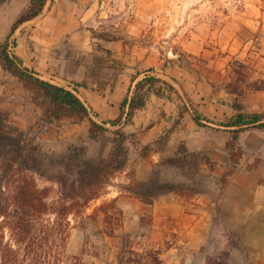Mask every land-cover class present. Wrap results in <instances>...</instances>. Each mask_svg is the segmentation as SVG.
<instances>
[{"label": "rangeland", "instance_id": "1", "mask_svg": "<svg viewBox=\"0 0 264 264\" xmlns=\"http://www.w3.org/2000/svg\"><path fill=\"white\" fill-rule=\"evenodd\" d=\"M4 1H10L14 11L28 0ZM62 2L47 0L44 12L53 9L51 15L57 14L53 23H59L55 35L59 42L85 46L84 52L91 54L87 66L91 79L77 83L55 80L74 88L83 99L88 96L92 103L100 102V106H90L98 114L93 116L98 122L118 116L119 102L133 84L132 78L137 73L138 78L143 76L148 68L181 87L197 110L216 123L235 113L230 105L232 95L225 89L232 79L234 59L249 66L252 79L264 78V0H69L75 23L81 24L73 32L67 31L71 22L61 17ZM18 82L16 77L10 79L12 93ZM240 84L243 86V82ZM23 90L22 108L0 109L8 112L10 124L25 132L31 154L46 155L47 163L73 152L98 163L105 160L114 126L107 123V130L91 139L86 119L80 123L67 119L45 123L40 119L41 109ZM260 94L264 99V91ZM163 98L173 102L174 113L164 111L155 98L138 113L136 121L125 126L126 163L112 172L100 197L88 203L85 213L112 199L115 191L150 201L162 192H173L167 191L165 184L178 185L179 190L173 193L191 210L199 207L201 193L209 191L208 199L220 202L215 213L223 217L215 218L208 232L200 234H205V239L197 238V246L183 251L189 263L179 264H263L259 255L264 253V131L251 128L241 132L238 144L243 153L233 162L225 146L230 139L226 129L211 123L197 125L174 93L172 99ZM247 100L246 110L259 108L258 95ZM261 110L264 108L254 111ZM172 130H178L173 139L169 138ZM83 147L85 152L81 154ZM71 164L68 167L73 168ZM230 180L233 183L228 188ZM37 183L51 186L49 197L55 196L52 182L37 174ZM108 210L120 220V226L115 220L110 225L114 227L112 235L103 232L108 225L101 210L96 211V223L85 229L76 226L70 216L65 254H80L84 248L81 264H117L121 235L127 234L134 249L157 250L161 258V250L146 247L140 234L124 231L121 209L120 213Z\"/></svg>", "mask_w": 264, "mask_h": 264}, {"label": "trees", "instance_id": "2", "mask_svg": "<svg viewBox=\"0 0 264 264\" xmlns=\"http://www.w3.org/2000/svg\"><path fill=\"white\" fill-rule=\"evenodd\" d=\"M3 1L0 0V3ZM46 3L47 0H29L27 6L16 15L9 33L0 42V66L22 84L32 103L41 109L42 121L50 124L67 119L80 123L86 119L87 133L91 139H97L103 134L109 123L114 126L111 147L101 163L92 158H79L77 152L49 159L47 163L46 155L30 153L26 146L25 132L10 124L8 112L0 109V264H81L84 248L80 254H65L68 230L71 227L70 216L76 221V226L85 229L96 223V211L101 210L104 213L103 221L108 225V230L103 232L112 235L114 227L110 225L113 221L120 226L119 218L108 213V209L121 212L115 205V198L102 201L90 213H85V210L91 200L100 197L112 172L125 165V126L132 123L135 112L144 108L152 95L172 99L174 93L184 109L189 110L197 125L211 123L226 129L230 139L225 142V146L233 162L243 153L238 144L239 134L251 128L264 131V110H246L240 99L248 92L264 91V78L252 79L249 66L238 59L233 60L232 79L225 85L226 91L232 95L230 105L235 113L225 121L216 123L202 115L181 87L156 74L153 68H148L143 71V76L138 78L140 73H137L132 78L133 84L119 102L118 116L112 119L100 118L98 122L93 118L98 117V114L81 99L74 88L40 77L11 49L14 41L10 37L15 29L41 13ZM84 152L85 147L80 153ZM202 157L207 159V156ZM70 163L73 168L68 167ZM37 174L55 186L56 194L53 198L49 197L51 186H40ZM165 187L167 191L179 190L178 185L169 183ZM116 261L117 264H165L157 250L134 249L127 234L121 235Z\"/></svg>", "mask_w": 264, "mask_h": 264}, {"label": "crops", "instance_id": "3", "mask_svg": "<svg viewBox=\"0 0 264 264\" xmlns=\"http://www.w3.org/2000/svg\"><path fill=\"white\" fill-rule=\"evenodd\" d=\"M61 1H63L61 17L71 22V25L67 26V31H76L78 25L81 26V24L79 22L75 23L74 10L70 6L69 0ZM28 3L29 0L18 6L14 11L12 9L14 5L10 1H4L0 4V41L7 36L14 18ZM44 8L36 17L23 22L15 29L10 37L14 41V45L11 47L12 51L22 59L26 66L38 72L40 77L54 83L57 82L55 79L75 83L82 80L88 81V79H91L87 74V66L92 59L91 54L88 55L84 52L85 46H79L71 42L68 44L59 42L58 37L55 36L58 34V28L56 27L59 26L57 25L59 23H53V20L58 19L57 14L51 15L53 9L44 12ZM53 27L56 28V31ZM0 78V108L8 110L22 108L21 94L24 93L22 85L18 82L15 85V93H12L8 85L10 79L15 78V76L9 75L1 66ZM64 86L71 88L65 84ZM260 93L261 91L245 94L241 97L245 105L248 104L247 99L250 96L258 95L261 98L259 108L253 106L252 111L264 108V99L260 96ZM77 94L83 99L79 93ZM84 98L83 100L89 106L101 105L100 102L98 104L92 103L88 96H84ZM105 98V96H102V101H105ZM155 98L164 111L174 113L173 102L155 95L151 96L150 101H154ZM143 110L145 108L136 111L133 117L134 121L137 120L138 113ZM134 123L136 124V122ZM140 124L142 123L139 122ZM153 127L154 125L149 127L146 132L149 131L150 133ZM177 131L172 130L169 138L173 139V135ZM219 148L225 150L223 146ZM233 180H230L227 184L228 188L231 187ZM261 186L264 187V183ZM211 188L214 191V188ZM210 194L209 191L201 193L197 199L199 207L195 210L189 209L186 201L173 192H162L150 201H144L136 195L122 196L118 194V191H115L111 197L115 198V205L124 213L123 229L125 232L138 233L146 247L159 248L161 250L160 259L164 263L179 264L180 262L189 263V260L184 258L186 255H183V251L197 246L196 239L198 238V241L205 239L208 227L214 219L223 217L217 211L215 213V206L220 205V202L218 204L215 201H210L208 199ZM202 232L205 233L203 237L200 236ZM259 258H261V261L264 260V253L259 255Z\"/></svg>", "mask_w": 264, "mask_h": 264}]
</instances>
